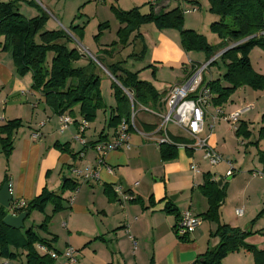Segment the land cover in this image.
Instances as JSON below:
<instances>
[{
    "label": "crops",
    "instance_id": "0c3cea01",
    "mask_svg": "<svg viewBox=\"0 0 264 264\" xmlns=\"http://www.w3.org/2000/svg\"><path fill=\"white\" fill-rule=\"evenodd\" d=\"M40 1L44 6L54 9L62 25L76 28L81 24L76 20L75 8L71 12L61 10L63 0ZM148 2L153 8L151 0ZM170 4L163 1L159 7L153 8V12H164V8ZM34 16L37 17L38 14L31 17ZM119 28L120 25L117 24V30ZM47 30L58 29L48 27ZM150 30L139 29V35L148 52L147 65L128 71L137 73L141 80L143 73L148 71L142 69L149 67L154 73L153 79L150 76L151 82L147 78V81H141L150 83L161 94L160 103L153 108L140 105H136L137 109L136 106L131 108L134 125L128 131L130 148L111 152L104 158V165L110 168L109 172L104 167L97 166L93 150L83 148L75 140L78 123L82 119L72 118L73 123L69 128L59 131V116L54 115L45 106L40 95L31 90V75L19 77L11 53L1 51L0 48V127L9 121H20V126L10 141V147L4 149L6 145L0 142V189L4 183L9 184V207L15 203L23 206L37 197L44 188L61 196L62 210L54 214L60 218L57 219L60 220L59 229L57 226L54 228L52 206L47 205L49 212L42 219L49 216L50 221L46 230L41 231L44 233L41 239L47 241L59 255L68 247L74 249L77 256L75 264H192L198 256L218 245V238L212 236L216 225L210 223L208 232H204L202 223L181 241L173 229L175 215L167 213L166 208L170 206L174 209L179 218L182 212L189 210L192 215L202 220L201 216L207 211L208 205L199 188L203 184L204 175L208 174L212 181L221 180L225 184V198L219 209L220 224L248 234L246 243L264 251V231L261 230L258 237L250 236L253 230H258L256 226L260 224L254 219L260 218L264 211V161L261 159L264 138L259 134L264 128V103L256 109L259 101L264 99V90L254 91L247 86L238 88L227 103L218 107L224 114L243 110L236 126H241V135L248 132L246 139L250 140L247 142L243 136L236 137L235 130L215 115V107L210 106L206 110L203 130L198 138L205 140L221 154L225 162L210 167L203 160L201 151L185 148H178L174 160L162 162L156 140L159 136L160 116L168 112L165 104L166 92L168 86L182 83L189 76L191 69L188 62L191 61H186L192 53L179 49L174 40L169 39V31H153L151 36L156 35V42L151 43L146 34ZM2 41L3 38L0 37V43ZM111 41L115 42L116 36ZM139 41L135 40L125 48L119 45L109 47L112 42L93 44L89 48L91 53L88 52V47L79 53H86L93 59L98 58L107 66L117 61H127L129 58L127 59L126 52L130 55L141 50L142 42L140 44ZM68 46L75 48L72 44ZM194 56L195 60L200 58V62L195 64L206 62L202 53ZM250 64L256 73L264 76V61L263 64H256V67L252 62ZM100 67L105 70L102 65ZM164 68L176 70L178 77L175 83L167 86V83L160 82L164 78ZM221 73L222 70H218L215 79ZM246 107L247 110H244ZM107 124L105 115L102 123L100 119L88 122L83 133L86 143L91 145L98 141H112L115 129H109ZM168 127L170 140L179 144H193L191 137L183 130L173 125ZM229 128L232 131L231 137L226 136ZM240 142L244 144L241 145ZM247 144L253 146L250 149L254 151L251 152L246 147ZM6 151H9L8 155ZM247 153L253 168H243ZM227 162L231 163L233 169L230 177H225ZM190 164L197 166L198 173L191 172ZM74 168H89L96 171L97 177L82 182L73 175ZM253 173H261L263 177H253ZM66 179L70 181L69 187L75 184V190L63 188ZM118 186L134 201L122 202L113 192V188ZM105 189L110 190V199L106 197ZM173 196L176 198L171 200L170 197ZM8 209H5L6 214H9ZM237 210H241V215L235 214ZM39 226L40 224L37 225L38 229ZM10 250L17 253V258H1L0 264H25L24 252ZM240 252L245 251L238 253ZM59 262L68 264L61 257ZM247 263L254 264L252 256Z\"/></svg>",
    "mask_w": 264,
    "mask_h": 264
},
{
    "label": "trees",
    "instance_id": "16d2710c",
    "mask_svg": "<svg viewBox=\"0 0 264 264\" xmlns=\"http://www.w3.org/2000/svg\"><path fill=\"white\" fill-rule=\"evenodd\" d=\"M208 2L209 12L219 17L218 22L210 26L212 33L220 40L217 47L209 45L201 35L182 29L183 14L180 9L154 13L151 6L147 14H141L138 8L129 11L112 10L120 28L116 32L117 40L109 47L119 45L125 48L135 40H140L142 46L139 54H130L128 57L140 60L146 51L143 39L139 35L141 26L151 23L157 30H178L180 47L185 53H202L206 61L220 53L207 68L214 67L217 71L222 70V73L215 80L205 82L203 79V83L213 94L212 107H221L238 88L244 86L254 91H263L264 76L253 70L249 52L254 47L264 49V0H208ZM46 19L44 15L32 19L24 18L16 12L13 3L0 2V37L3 38L0 43L1 51L11 53L19 77L31 75V90L40 95L45 106L54 115L66 114L74 118L73 110L76 109L81 119L91 123L95 120L97 111L105 108L100 94L98 76L100 67L91 58L84 57L76 48H69L72 39L63 30H44ZM106 28V23L98 25V33ZM95 60L120 85L118 87L113 81L111 86L116 106L110 109L107 124L109 129L114 128L116 131L122 119L129 120L131 108L135 104L146 108L159 106L161 94H158L150 83L139 80L137 73L126 70L123 67L126 61L104 66L98 58ZM81 61L84 63L79 64ZM191 73L192 70L189 76ZM125 91L131 94V100ZM19 126L20 121L13 120L0 127V142L6 145L4 149L10 147V141ZM130 128L133 127L129 126ZM259 134L264 138V128ZM235 135L246 139L248 132L241 135L239 126ZM175 144L184 145L185 149L190 150L187 148L190 144ZM176 145H159L162 162L176 158L178 150ZM8 152L6 151L7 155ZM261 155L264 161V152ZM69 184L70 181L66 179L63 188L75 190V184H71L70 187ZM199 190L208 205L207 211L201 216L202 220L217 225L212 236L218 238L219 243L215 248L198 256L192 264H221L227 255L241 250L251 254L254 264H264V251H259L244 242L247 234L237 228L220 224L219 209L225 198V184L218 187L217 183L205 174ZM105 195L110 199L109 189H105ZM62 202L61 196L44 188L37 197L26 202L18 214L25 212L28 218L33 211L43 213L44 207L51 205L54 215L62 210ZM166 212L175 215L174 233L179 240H185L186 235L179 237L176 234L179 215L170 206L166 208ZM5 215V209L0 207V258L5 260L17 258V253L11 252L12 249L25 253V264H54L50 257L39 255L34 248V245L38 244L48 251L55 252L50 244L39 239L31 227L26 230L7 228L2 223ZM49 221L50 217L44 216L39 229L45 231Z\"/></svg>",
    "mask_w": 264,
    "mask_h": 264
},
{
    "label": "rangeland",
    "instance_id": "374dc122",
    "mask_svg": "<svg viewBox=\"0 0 264 264\" xmlns=\"http://www.w3.org/2000/svg\"><path fill=\"white\" fill-rule=\"evenodd\" d=\"M3 2H6L7 0H0ZM63 7H60L61 10H64V12H71L74 8H75V16H76V20L80 21L81 24H78V26L76 28H71L68 25H62L58 18H57V14L54 12V9L49 7V6H44L40 0H9L8 2L13 3L16 12L18 14H20L21 16H23L24 18L27 19H32L35 18L31 17L33 14L38 16L44 15L47 19H46V23L44 26V30H47V28H53V29H59V30H63L66 34H68L70 36V38L72 39V45L77 48L78 51H83L85 50V48H87L88 52L91 53V49L90 45L93 44H99V43H110L112 42L111 40L115 39L116 36V30H117V24L118 21L115 18V15L113 13L112 10H122V11H129L132 8H138L139 12L141 14H147L150 10V3L148 2L149 0H63ZM152 1L154 3H152ZM163 1H168L170 2V6L164 8V12H169L175 8H178L181 10L182 14H183V23H182V29L184 30H189V31H193L199 35H201L204 40L212 46H218L220 43V40L218 39V37L212 33V31L210 30V26L211 24H213L214 22H218L219 17H217L215 14H212L209 12V2L208 0H151L152 5L154 6L153 8L159 7L160 4ZM79 2V3H78ZM83 2V3H82ZM163 11V9H158ZM192 10H194V12H191ZM102 23H106L107 28L102 30L100 33H98V25L102 24ZM141 29H151L149 31V33L147 34L148 40L151 43L156 42V35L155 37H152V32L157 30L156 26L153 24H147V25H143L140 27ZM139 28V29H140ZM80 29L81 31H75ZM158 31H169L168 32V37L170 40H174V42L177 44L178 47H180V37H179V32L178 30H174V29H165V30H158ZM105 33V34H104ZM117 40V38H116ZM140 42V41H139ZM141 44V42H140ZM71 48V47H69ZM181 49V47L179 48ZM131 49H129V51H131ZM140 52V49L138 51H134L135 55H138ZM192 53L190 54V57L188 58V61L191 62H200V58L198 60H195L196 56L194 55H198V53L196 54V52H189ZM85 54V53H84ZM194 54V55H193ZM127 59L129 57V52H126ZM203 56L205 57V55L203 54ZM88 58H90L88 55L86 56ZM148 57V52L147 49L143 55V57L140 60H135L134 58H129L124 64L123 67L126 70H130V71H134L136 69H138L139 67H143L145 65H147L146 60ZM192 58V59H191ZM203 59V57H201ZM194 59V60H193ZM249 61L250 63L252 62V64H254V66L256 67V64H259L260 62L264 61V49L258 48V47H254L250 52H249ZM84 63V61H81V64ZM97 64V63H96ZM100 67V65H98ZM146 68V69H145ZM142 70H148L147 72L143 73V75L140 77L141 80H145V78H147V80H149L151 82V80L153 79L152 77V70L149 69V67H144V69ZM164 72V78L160 80V82H165L168 84H172L175 83L176 77H178V74L176 73V70L171 69V68H164L163 70ZM173 71V72H172ZM217 70H215L214 67H210L207 68L206 70H204V72L202 73V78L204 79L205 82L215 79L217 77ZM151 73V75H150ZM216 73V74H215ZM177 75V76H176ZM98 76L100 78V94H101V98H102V102L105 105L104 110H98L96 113V118L95 119H100V123H102L103 119H104V115L105 117H107V119H109L110 116V109H114L116 106V101L114 99L113 96V91L111 90V86L113 83V78L109 77L108 73L103 70L101 67L100 69H98ZM152 79H151V77ZM145 80V81H147ZM116 82V81H114ZM116 85L119 87V83L116 82ZM172 86V85H170ZM168 86V87H170ZM237 95V94H236ZM236 96H234L235 98ZM251 99V98H250ZM264 103V99H261L259 101V104H257L256 109H258V107L260 105H263ZM136 106V104H135ZM134 106V107H135ZM138 106V104H137ZM136 106V109H137ZM261 108V107H260ZM74 118H78L79 116L77 115V110L74 109ZM221 119V118H220ZM95 121V120H94ZM221 121H223L221 119ZM205 123V121H204ZM226 123V122H225ZM228 124V123H227ZM171 125V124H169ZM230 126V128L232 129V126L230 124H228ZM256 126V125H254ZM170 127V126H169ZM168 127V128H169ZM229 128L228 133L226 136L231 137L232 131ZM252 139V138H251ZM247 140H250L249 138L244 140L245 142H247ZM246 147H248L249 149L253 146H251L250 144H247ZM233 151L234 153V147H233ZM250 151H254L252 149H250ZM248 153L246 154L247 156V160L246 162L243 164V168H245L246 166H248L249 168H253V166L250 164L251 163V158L250 156L248 157ZM254 165H255V160H254ZM259 197H257L258 200ZM49 209L47 206L44 207L43 209V213L39 212V211H33L32 215H30L26 221L24 222V230L28 229L29 226H31L34 234H38V238L41 239L43 238L44 233L41 232L43 231L42 229H38L37 225H41V221H43L42 216L47 214L49 212ZM52 214V211H51ZM57 214V213H56ZM53 215V214H52ZM54 216V215H53ZM260 218L258 219H254V221H259L260 224L258 226H256V228H258V230H253L250 234L258 237L257 235L261 234V230L264 231V211H262V214L259 216ZM53 218V217H51ZM60 219L58 218V216H54L53 218V226L54 228H56V226L59 229V224H60ZM201 223H203L202 225V230L205 232L207 230H209V225L210 222L208 221H204L201 220ZM215 224V223H214ZM216 225V224H215ZM217 228V225H216ZM216 230V229H215ZM208 232V231H207ZM248 237V234L246 235L244 242L246 243V239ZM219 241V240H218ZM247 244V243H246ZM250 254H248L247 252H240V253H232L227 255L221 264H248L247 261L248 259L251 260V256H249ZM249 257V258H248ZM1 261V258H0Z\"/></svg>",
    "mask_w": 264,
    "mask_h": 264
},
{
    "label": "built area",
    "instance_id": "2783aa9c",
    "mask_svg": "<svg viewBox=\"0 0 264 264\" xmlns=\"http://www.w3.org/2000/svg\"><path fill=\"white\" fill-rule=\"evenodd\" d=\"M179 1V0H176ZM152 3H154L152 1ZM191 12H194L192 10ZM215 57L201 63L199 65L188 62L192 73L182 83L172 85L168 88L165 97V104L168 112L165 115L160 116V123L158 125L159 136L156 140V144L159 145H176L167 134V127L169 124L183 130L191 139L193 144L188 145L187 148L192 150H199L202 152V158L210 167L217 166L218 164L225 162L221 154L211 148L205 140L199 139L198 135L203 130L204 116L208 107L211 106V99L213 94L209 91L208 87L203 83L202 73L207 69L209 63L214 60ZM128 98L131 100V94L125 91ZM246 107L244 110H247ZM243 111V110H242ZM242 111H235L232 113L224 114L219 108H216L215 115L221 118L224 122L230 124L232 129L237 130V123ZM134 114L131 110L129 120L122 119L118 124L115 137L112 141H98L94 144L88 145L83 139V133L88 126V122L83 119L78 123L77 135L75 140L83 147L93 150L96 156V164L98 167H104L106 171H110V168L104 165V158L111 152L118 150H129L130 145L128 143V131L129 126L133 127ZM73 123V119L66 114L58 117L59 131H64L69 128ZM243 145V142H240ZM178 148H185L184 145H176ZM228 169L225 172V177H230L233 174L232 165L227 162ZM190 170L193 174L198 173L197 166L190 164ZM73 175L82 182H88L97 177L96 171H92L89 168L72 170ZM253 177L262 178L261 173H253ZM114 194L121 199L122 202L131 200V196L123 193L120 187L113 188ZM22 207L20 203H15L9 207V214L13 217L18 215L19 209ZM236 215H241V210L235 211ZM201 221L198 217L192 215L187 210L181 213L180 220L176 227V234L179 237L192 234L196 228L200 225ZM36 250L39 255H47L50 257L54 264H62L59 262V257L64 260L65 263L75 264L77 261L76 251L70 247L66 248L62 254H58L54 251H48L42 245H36ZM8 264V263H4Z\"/></svg>",
    "mask_w": 264,
    "mask_h": 264
},
{
    "label": "water",
    "instance_id": "95a60500",
    "mask_svg": "<svg viewBox=\"0 0 264 264\" xmlns=\"http://www.w3.org/2000/svg\"><path fill=\"white\" fill-rule=\"evenodd\" d=\"M219 54L220 53H218L214 57L215 58L218 57ZM83 56L85 57V56H87V54L85 53V54H83ZM89 57L95 63H97L95 59H93L91 56H89ZM97 65H99V64L97 63ZM215 182L217 183L218 187H220L221 184H222L221 180H216ZM175 198H176V196L170 197L171 200H174ZM10 201H11V194H10V191H9V184L8 183H4L2 185V188L0 189V207H2L4 209H8ZM26 217H27V213H25V212L19 213L15 217L11 216L10 214H6L4 216V218L2 219V223L7 228L14 229V230H21L24 227L23 226V221L26 219Z\"/></svg>",
    "mask_w": 264,
    "mask_h": 264
}]
</instances>
